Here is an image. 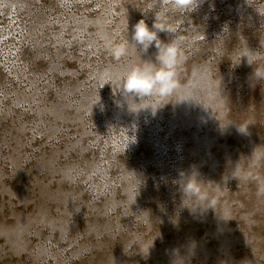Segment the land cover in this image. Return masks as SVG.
<instances>
[{"label":"rangeland","instance_id":"374dc122","mask_svg":"<svg viewBox=\"0 0 264 264\" xmlns=\"http://www.w3.org/2000/svg\"><path fill=\"white\" fill-rule=\"evenodd\" d=\"M158 10L0 0V264H264V201L232 176L264 144V82L243 56L264 55V0L169 10L179 87L132 99L117 77L157 49L116 60L105 39L131 42ZM193 169L224 187L217 211L183 206L176 181Z\"/></svg>","mask_w":264,"mask_h":264},{"label":"clouds","instance_id":"9594fccd","mask_svg":"<svg viewBox=\"0 0 264 264\" xmlns=\"http://www.w3.org/2000/svg\"><path fill=\"white\" fill-rule=\"evenodd\" d=\"M199 0H155L159 10L155 11V19L151 27L144 18L132 26L131 42L128 38L115 42L105 39V47L111 56L120 60L129 55L130 45L140 53H147L155 45V62L141 60L132 65L125 73L117 77L119 89L126 97L142 100L148 97L167 98L179 87V70L185 61L183 53V37L176 35V27L168 17L169 10L191 13L198 5ZM127 31L129 23H126ZM166 32L172 37L168 42H163L159 33ZM255 58L247 56L249 64L256 67L252 73L254 81L264 82V55L248 50ZM242 57V56H241ZM249 123H241L238 131L246 133ZM232 176L239 183L253 184L258 200L264 201V144L254 148L251 155L242 157L237 163ZM182 193V204L195 212H206L209 209L217 211L220 198L224 195V187L213 182H205L199 178V173L193 169L190 174L181 171L176 181ZM216 185L215 188L210 185ZM189 201L193 206L185 205ZM222 215V214H221ZM223 216V215H222ZM224 218V217H223ZM175 264H182L178 259Z\"/></svg>","mask_w":264,"mask_h":264}]
</instances>
